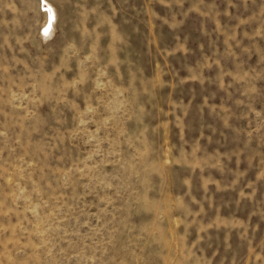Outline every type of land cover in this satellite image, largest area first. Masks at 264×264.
Instances as JSON below:
<instances>
[{
    "label": "rangeland",
    "instance_id": "obj_1",
    "mask_svg": "<svg viewBox=\"0 0 264 264\" xmlns=\"http://www.w3.org/2000/svg\"><path fill=\"white\" fill-rule=\"evenodd\" d=\"M0 264H264V0H0Z\"/></svg>",
    "mask_w": 264,
    "mask_h": 264
}]
</instances>
